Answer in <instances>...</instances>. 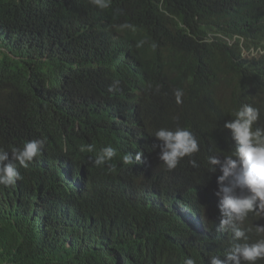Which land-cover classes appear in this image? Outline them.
<instances>
[{
	"label": "trees",
	"instance_id": "obj_1",
	"mask_svg": "<svg viewBox=\"0 0 264 264\" xmlns=\"http://www.w3.org/2000/svg\"><path fill=\"white\" fill-rule=\"evenodd\" d=\"M241 1L111 0L101 10L90 0H0V147L47 138L28 168L17 163L23 180L0 185V264L224 258L232 236L217 231L218 201L210 193L202 199L207 232H197L152 202L129 198L91 160L104 146L126 145L127 132L157 148V129L180 126L196 135V159L207 168V156L230 146L217 126L242 104L261 109L256 126L264 127V57L245 59L238 40H225L242 37L244 48L264 50V0H243L242 14ZM157 78L162 84L152 85ZM176 89L182 104L174 96L138 105L149 93ZM87 144L95 151L81 152Z\"/></svg>",
	"mask_w": 264,
	"mask_h": 264
},
{
	"label": "clouds",
	"instance_id": "obj_2",
	"mask_svg": "<svg viewBox=\"0 0 264 264\" xmlns=\"http://www.w3.org/2000/svg\"><path fill=\"white\" fill-rule=\"evenodd\" d=\"M90 2L101 10L111 4V0ZM242 2L238 8L241 14L246 8ZM122 27L133 26L125 24ZM225 40L230 45L238 40L245 59L259 60L264 57V50L244 48L245 39L242 37ZM142 44L143 41L137 46ZM125 67L123 59H120L118 70L122 71ZM158 79L152 80V85H161ZM219 94L227 96L228 91L222 88ZM152 95L153 92L149 93L150 98L145 102L138 99V105L141 107L147 103L150 106L157 100L165 104L174 96L179 105L183 103L184 92L176 89L166 95L164 92L158 98ZM231 117L224 125L217 126L220 141L224 144L226 139L230 140L229 150L227 154L207 156V168L203 165L201 167L196 159L200 151L196 135L189 128L180 126L174 130L165 127L157 129L154 132V137L159 141L157 148L148 145L149 141L141 133L134 135L127 132V136L122 137L126 145L118 149L111 144L104 146L96 152L91 162L96 167H106L113 175L112 183L120 184L129 198L152 202L178 216L197 232H207L202 216V199L210 193L218 201L220 222L217 231L225 232L224 237L227 233L232 236L228 249L223 253L224 258L221 259L219 254H209L210 264H258V261L264 260V127L256 126L261 117V109L245 103L233 111ZM126 127L131 128L129 125ZM46 143L47 138L44 137L25 142L22 148L12 147L10 151L0 147V185L14 188L18 181L23 180L17 163L28 168L30 163L43 155ZM80 151L92 153L95 145H82ZM188 199L191 204L201 207L200 212L191 210L187 205ZM250 216L257 219L256 224L247 223ZM253 231L256 234L251 238L249 233ZM183 264H197V261L189 256Z\"/></svg>",
	"mask_w": 264,
	"mask_h": 264
}]
</instances>
